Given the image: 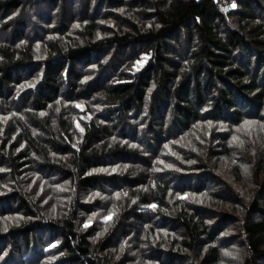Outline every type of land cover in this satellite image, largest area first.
<instances>
[{"label":"trees","instance_id":"16d2710c","mask_svg":"<svg viewBox=\"0 0 264 264\" xmlns=\"http://www.w3.org/2000/svg\"><path fill=\"white\" fill-rule=\"evenodd\" d=\"M0 264H264V0H0Z\"/></svg>","mask_w":264,"mask_h":264},{"label":"bare ground","instance_id":"6f19581e","mask_svg":"<svg viewBox=\"0 0 264 264\" xmlns=\"http://www.w3.org/2000/svg\"><path fill=\"white\" fill-rule=\"evenodd\" d=\"M29 57H30V56H29ZM167 58H168V57H167ZM172 58H173V57H172ZM172 58H171V59H172ZM81 59H82V58H81ZM168 59L171 60L170 58H168ZM20 60H21V59H20ZM173 60H174V59H173ZM173 60H171V61H173ZM22 61H23V60H22ZM79 61H80V60H79ZM173 62H174V61H173ZM11 63H12V62H11ZM17 63H18V62H17ZM17 63H16V64H17ZM77 63H78V62H77ZM80 63H81V62H80ZM13 64H14V63H13ZM20 64H21V63H20ZM31 65H32V64H31ZM31 65H30V66H31ZM79 65H80V64H79ZM11 66H12V65H11ZM21 67H22V66H21ZM17 68H18V67H17ZM17 68H16V69H17ZM19 68H20V67H19ZM19 68H18V73H19V75L24 74V73L20 74V72H19ZM23 68H24V67H23ZM14 71H15V69H14ZM23 72H24V71H23ZM13 74L15 75L14 72H13ZM186 75H187V74H186ZM15 76H18V75H15ZM15 76H14V77H15ZM22 77H23V76H22ZM16 78H17V77H16ZM18 79H19V78H18ZM18 79H17V80H18ZM19 80H20V79H19ZM50 83H52V82H50ZM47 84H48V83H47ZM47 84H46V85H47ZM51 86H52V85H51ZM47 87H48V86H47ZM47 87H46V88H47ZM48 88H49V87H48ZM48 88H47V89H48ZM56 89H57V88H56ZM49 90L51 91V88H50ZM53 90H54V89H53ZM55 92H58V90L55 91ZM46 93H49V92L47 91ZM44 94H45V93H44ZM57 94H59V93H57ZM47 95H48V94H47ZM77 96H78V95H77ZM79 96H80V95H79ZM51 97H52V96H51ZM56 97H57V95H56ZM56 97H55V99H56ZM58 97H59V96H58ZM35 99H36V98H35ZM58 100H59V99H58ZM60 100H61V99H60ZM33 101H34V100H33ZM35 101H36V100H35ZM63 101H64V100H63ZM36 102H37V101H36ZM36 102H35V103H36ZM56 102H57V101H56ZM35 103H34V104H35ZM37 104H38V102H37ZM40 104H41V103H40ZM60 104H61V103H60ZM37 106H38V105H37ZM37 106H36V107H37ZM24 109L27 111L26 108H24ZM42 109H43V108H42ZM25 110H22V111H25ZM43 110H44V109H43ZM45 111H46V108H45ZM49 112H50V111H49ZM240 112H241V111H240ZM241 113H242V112H241ZM241 113H240V114H241ZM49 115H50V114H49ZM51 117H52V116H51ZM233 123H234V122H233ZM234 125H235V124H234ZM235 127H236V126H235ZM113 166H114V165H113ZM111 167H112V166H111ZM112 169L114 170V168H112ZM110 170H111V169H110ZM110 172H111V171H110ZM211 184H212V183H211ZM208 185H209V184H208ZM212 186H213V185H212ZM206 187H208V186H206ZM206 187H205V188H206ZM209 188H210V187H209Z\"/></svg>","mask_w":264,"mask_h":264},{"label":"snow or ice","instance_id":"6c2138e0","mask_svg":"<svg viewBox=\"0 0 264 264\" xmlns=\"http://www.w3.org/2000/svg\"><path fill=\"white\" fill-rule=\"evenodd\" d=\"M235 6H236V5L233 4V7H235ZM157 27H159V25H157ZM244 123H245V124H250V123H255V122H254V121H245ZM81 131H82V129H81ZM233 139L236 140V139H238V138L233 137ZM73 146L75 147V145H73ZM240 146H241V147L243 146V141L240 142ZM192 163H194V161H192ZM125 195H126V194H125ZM150 207L155 208L156 205H150ZM105 219H108V218L106 217ZM84 226L87 227V226H88V223L86 222ZM225 255H227V256H231L233 259H238V258H239L238 256H234V255H232V253H230V252H226Z\"/></svg>","mask_w":264,"mask_h":264},{"label":"rangeland","instance_id":"374dc122","mask_svg":"<svg viewBox=\"0 0 264 264\" xmlns=\"http://www.w3.org/2000/svg\"><path fill=\"white\" fill-rule=\"evenodd\" d=\"M149 58V56H146V55H143L142 57H141V60L139 61V63H138V67H141L145 62H146V60Z\"/></svg>","mask_w":264,"mask_h":264},{"label":"built area","instance_id":"2783aa9c","mask_svg":"<svg viewBox=\"0 0 264 264\" xmlns=\"http://www.w3.org/2000/svg\"><path fill=\"white\" fill-rule=\"evenodd\" d=\"M212 1H214L216 3L218 0H212Z\"/></svg>","mask_w":264,"mask_h":264}]
</instances>
